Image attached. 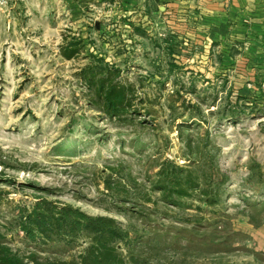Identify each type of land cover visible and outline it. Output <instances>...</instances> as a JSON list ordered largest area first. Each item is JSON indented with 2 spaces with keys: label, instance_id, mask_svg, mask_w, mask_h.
I'll list each match as a JSON object with an SVG mask.
<instances>
[{
  "label": "rangeland",
  "instance_id": "374dc122",
  "mask_svg": "<svg viewBox=\"0 0 264 264\" xmlns=\"http://www.w3.org/2000/svg\"><path fill=\"white\" fill-rule=\"evenodd\" d=\"M118 1L0 0L1 240L77 259L91 235L21 228L49 202L113 218L126 264H264V59L202 46L155 4L145 25ZM70 38L82 47L66 59ZM91 53L133 84L128 121L88 101L77 73ZM174 176L193 186L178 195Z\"/></svg>",
  "mask_w": 264,
  "mask_h": 264
},
{
  "label": "trees",
  "instance_id": "16d2710c",
  "mask_svg": "<svg viewBox=\"0 0 264 264\" xmlns=\"http://www.w3.org/2000/svg\"><path fill=\"white\" fill-rule=\"evenodd\" d=\"M81 45L80 39H65L60 45L61 55L72 59L80 52ZM77 77L85 86L88 101L97 110L108 117L121 119L122 122L131 119L135 113V89L132 83L122 81L120 69L114 63L101 55L91 53L89 62L80 68ZM187 146L192 155L196 154L190 143ZM177 169L184 170L182 166ZM171 179L173 192L178 195L186 193L183 185L193 186L190 176L184 183L177 176ZM201 193L203 195L205 191L201 190ZM21 228L30 236L40 234L47 238L52 234L78 236L86 233L91 235V243L77 259H40L34 254L20 256L1 240L0 234V264H126L115 244L118 240H124L127 232L117 226L111 217L89 216L70 206L51 208L49 202H42L24 215Z\"/></svg>",
  "mask_w": 264,
  "mask_h": 264
},
{
  "label": "crops",
  "instance_id": "0c3cea01",
  "mask_svg": "<svg viewBox=\"0 0 264 264\" xmlns=\"http://www.w3.org/2000/svg\"><path fill=\"white\" fill-rule=\"evenodd\" d=\"M162 1L120 0L118 9L131 17L139 15L147 25L155 4L160 11L164 9L161 12L166 13L165 18L175 12L183 16L182 24L194 27L202 46L238 44L244 56L254 61L264 59V0H164L167 4Z\"/></svg>",
  "mask_w": 264,
  "mask_h": 264
},
{
  "label": "water",
  "instance_id": "95a60500",
  "mask_svg": "<svg viewBox=\"0 0 264 264\" xmlns=\"http://www.w3.org/2000/svg\"><path fill=\"white\" fill-rule=\"evenodd\" d=\"M163 10V9H162Z\"/></svg>",
  "mask_w": 264,
  "mask_h": 264
}]
</instances>
